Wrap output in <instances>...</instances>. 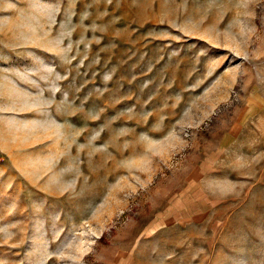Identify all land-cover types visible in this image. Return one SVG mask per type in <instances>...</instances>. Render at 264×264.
Wrapping results in <instances>:
<instances>
[{
  "label": "rangeland",
  "instance_id": "obj_1",
  "mask_svg": "<svg viewBox=\"0 0 264 264\" xmlns=\"http://www.w3.org/2000/svg\"><path fill=\"white\" fill-rule=\"evenodd\" d=\"M0 264H264V0H0Z\"/></svg>",
  "mask_w": 264,
  "mask_h": 264
}]
</instances>
